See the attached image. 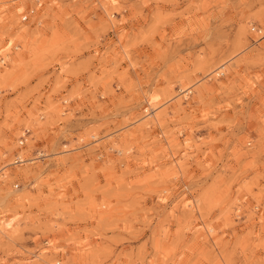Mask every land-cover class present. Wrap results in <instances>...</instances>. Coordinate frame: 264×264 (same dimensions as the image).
Instances as JSON below:
<instances>
[{
	"label": "rangeland",
	"instance_id": "obj_1",
	"mask_svg": "<svg viewBox=\"0 0 264 264\" xmlns=\"http://www.w3.org/2000/svg\"><path fill=\"white\" fill-rule=\"evenodd\" d=\"M0 57V264H264V0H0Z\"/></svg>",
	"mask_w": 264,
	"mask_h": 264
},
{
	"label": "bare ground",
	"instance_id": "obj_2",
	"mask_svg": "<svg viewBox=\"0 0 264 264\" xmlns=\"http://www.w3.org/2000/svg\"><path fill=\"white\" fill-rule=\"evenodd\" d=\"M3 58H4V57H0V63H1V64H4ZM1 64H0V65H1ZM0 78H1V80H4V75L1 74V75H0ZM25 137H26V136H24V135L21 136V138H22V139H21V141H22L21 144L26 140ZM19 141H20V140H19ZM16 157H17V158H20L19 155H17ZM20 160L23 161V160H25V159H24V158H20ZM13 162H14V161H13Z\"/></svg>",
	"mask_w": 264,
	"mask_h": 264
},
{
	"label": "built area",
	"instance_id": "obj_3",
	"mask_svg": "<svg viewBox=\"0 0 264 264\" xmlns=\"http://www.w3.org/2000/svg\"><path fill=\"white\" fill-rule=\"evenodd\" d=\"M26 132H27V131L25 130L24 133H26ZM20 138H21V137H20ZM21 139H22V138H21ZM21 139H20V141H19V144H21V142H22ZM13 161H14L13 163H21V162H22V161L20 160V158H17V157H15ZM23 161H24V160H23Z\"/></svg>",
	"mask_w": 264,
	"mask_h": 264
}]
</instances>
